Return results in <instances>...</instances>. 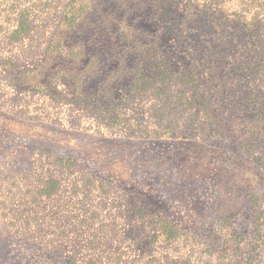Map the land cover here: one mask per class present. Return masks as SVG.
<instances>
[{
  "label": "rangeland",
  "instance_id": "obj_1",
  "mask_svg": "<svg viewBox=\"0 0 264 264\" xmlns=\"http://www.w3.org/2000/svg\"><path fill=\"white\" fill-rule=\"evenodd\" d=\"M0 264H264V0H0Z\"/></svg>",
  "mask_w": 264,
  "mask_h": 264
},
{
  "label": "trees",
  "instance_id": "obj_2",
  "mask_svg": "<svg viewBox=\"0 0 264 264\" xmlns=\"http://www.w3.org/2000/svg\"><path fill=\"white\" fill-rule=\"evenodd\" d=\"M169 1H170V0H165V2H167V3H168ZM161 2H162V4H163V7H162V8H163L164 10H166V7H167V6L165 5L164 1H161Z\"/></svg>",
  "mask_w": 264,
  "mask_h": 264
}]
</instances>
